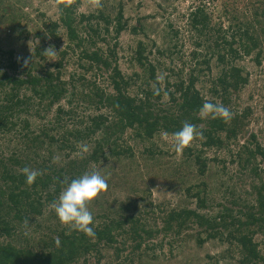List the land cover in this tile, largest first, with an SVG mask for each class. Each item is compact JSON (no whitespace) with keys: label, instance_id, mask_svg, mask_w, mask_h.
<instances>
[{"label":"trees","instance_id":"trees-1","mask_svg":"<svg viewBox=\"0 0 264 264\" xmlns=\"http://www.w3.org/2000/svg\"><path fill=\"white\" fill-rule=\"evenodd\" d=\"M56 1L59 20L44 23L45 33H38L43 42L49 37L61 43L60 30L65 32L66 47L55 62L45 68L37 61L47 59L43 46L36 47L27 60H17L13 50L0 56V136L14 131L22 134L13 150H0V264H102L110 255L114 264H146L150 251L151 262L159 259L155 252L163 249L164 241H151L161 234L164 239L170 235L194 240L198 248L221 243L226 248L211 258L213 264H220L231 252L237 264H264V242L259 240L264 239V144L251 135L238 151L231 145L246 134L252 117L251 107L241 103L250 75L240 62L252 57L261 65L264 0L193 2L182 18L190 35L189 58L194 68L173 84L170 77L162 84L157 74L170 70L162 69L160 59L179 47L180 30L174 24L168 25L173 34L169 47L158 48L155 41L148 43L147 17L129 27L122 5L113 18L99 9L79 14L81 0ZM129 31L142 34L148 42L138 40L131 59L137 72L127 77L118 64L117 42L111 46L101 36L110 38L114 33L116 40ZM101 41L103 47H98ZM70 53L78 55L82 72L68 75L65 64ZM214 66L220 69L216 77ZM99 74H108V88L97 83ZM206 76L210 88L203 93L198 85ZM138 82V92L131 94ZM206 102L222 103L231 118L203 115L200 109ZM185 122L196 125L203 136L181 151L185 161L181 164L195 169L199 179L205 178L210 163L226 164L219 153L228 151L238 173L249 179L251 199L243 210L235 212L221 204V210L206 212L209 185L202 180L183 190L184 206L172 209L148 203L134 187L127 201L114 202L119 203L116 209L100 205L93 212L89 207L95 219L94 236L59 220L51 205L65 187L64 181L96 170L106 178L108 190L114 179H108L110 167L134 158L129 140L142 145L157 136L174 140L173 134ZM145 152L155 157L153 150ZM25 167L41 173L32 185L22 174ZM138 203L157 215L162 226L156 221L149 225L142 217L145 210L134 212L139 210ZM173 244L169 241L170 248Z\"/></svg>","mask_w":264,"mask_h":264},{"label":"rangeland","instance_id":"rangeland-1","mask_svg":"<svg viewBox=\"0 0 264 264\" xmlns=\"http://www.w3.org/2000/svg\"><path fill=\"white\" fill-rule=\"evenodd\" d=\"M193 2H197V0H81L78 13L88 15L99 9L115 18L122 5L124 20L129 23V27H135L139 20L143 21L147 17L145 27L149 42L142 34H138V36L130 31L123 32L116 40L113 39L115 38L114 33L109 36L110 38L101 36V38H106L108 42L110 41L111 46L117 42L118 64L127 77L137 72V68L131 59L138 40H145L150 45H152L150 41L152 40L155 41L158 48H168V43L173 37L168 25L174 24V27L180 30L177 40L179 47L174 49L173 54L165 57L163 61L162 58L160 59L162 69L170 70H160L157 74L158 80L162 84L165 83L166 77H170V84H173L181 78H186L188 72L194 68L189 58L192 47L187 40L190 35L186 32V21L182 18ZM149 16H154V18ZM59 18L60 9L56 0H0V56L2 53L13 50L17 60H27L30 56H34L36 47L43 46L46 50L47 59L45 61L38 59L37 61L45 68L49 67L57 59L60 50L66 47V35L64 31L60 30L63 42L59 43L49 37H46L43 42L38 37V33H45L44 23L58 21ZM227 20L226 18L223 19L226 25ZM98 47H103L102 41ZM155 51L156 49H154ZM77 57V54L74 56L69 54L65 64L68 75L73 72H82L81 63ZM240 66L250 75V83L241 94V103L251 107L252 117L246 134H243L238 141L232 142L234 152L238 151L241 145L249 142L251 135H257L264 144V55L260 66L252 57L241 61ZM219 71L220 69L218 70L214 66L213 77H216ZM88 77L92 78L93 75L89 74ZM107 78L108 74H99L97 83L108 88ZM139 86L140 82L133 85L131 94L137 93ZM198 88L203 93H206L207 89L210 88L207 76L202 79ZM165 101L168 102L167 99ZM21 136L19 131H14L7 137L0 136V150H13ZM128 145L133 148L134 158L123 159L122 162L116 163L117 165L114 164L110 167L113 171L107 168V173L108 170L111 172L108 179H111L112 176L114 178L113 186L103 191L89 205L93 212L98 211L100 205H113L112 208L116 209L120 202L127 201V198L131 197V187L143 193L142 196L146 197L148 203L151 202L155 206L161 204L162 209L184 206L183 190L190 185L200 184L202 180L209 185L210 199L209 208L206 212L221 210V204L239 212L251 199V194L248 195L250 193L249 179H247V175H244L243 178L238 173V166L231 163L232 155L228 151L219 153L226 161L225 165L210 163L205 178L199 179L195 169L186 164H181L183 161L182 152L175 150L174 140L171 137L157 136L152 142H146L144 145L138 141L129 140ZM147 149L153 150L155 157L145 152ZM209 155L213 156L214 154L210 152ZM233 192H235L234 196H232ZM114 202L119 203L114 204ZM191 203L189 202V204ZM141 204L138 203L139 210L134 211L137 214L145 210L141 208ZM194 206L193 204L192 207L195 208ZM155 211L159 213L157 209ZM156 216L150 211L147 213L146 210L142 215L149 225L154 226L156 221L161 227L162 223ZM163 236L161 234L157 239L151 241L154 244L164 241L163 249L157 248L155 252L159 259L151 262L152 251H150L145 258L146 264H213L211 258L221 255L226 248L218 242H209L203 248H198L194 240L181 241L183 236L175 239L171 238L170 235L167 239H164ZM259 240L264 242L263 238H259ZM169 241H174L172 248H170ZM262 249L264 252V243ZM171 250L172 256H170ZM113 262L110 255L102 264H114ZM220 264H237V260L231 252L220 261Z\"/></svg>","mask_w":264,"mask_h":264},{"label":"clouds","instance_id":"clouds-1","mask_svg":"<svg viewBox=\"0 0 264 264\" xmlns=\"http://www.w3.org/2000/svg\"><path fill=\"white\" fill-rule=\"evenodd\" d=\"M200 112L213 118L217 116L230 119L232 114L229 109L222 103L206 102L200 109ZM174 148L176 151H182L188 147L190 143L203 136V132L197 129V126L185 122L180 130L174 134ZM87 148L84 151L87 152ZM26 183L32 185L41 173L30 167L22 169ZM65 187L62 189L56 201L51 205L57 217L61 222L81 231L88 236H94L95 219L93 213L89 209V205L108 187L106 178L100 171L93 170L85 172L78 178L64 181ZM29 224V221H25Z\"/></svg>","mask_w":264,"mask_h":264}]
</instances>
